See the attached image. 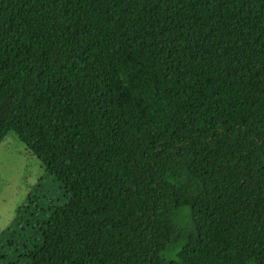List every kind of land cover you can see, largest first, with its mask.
<instances>
[{"label":"trees","instance_id":"trees-1","mask_svg":"<svg viewBox=\"0 0 264 264\" xmlns=\"http://www.w3.org/2000/svg\"><path fill=\"white\" fill-rule=\"evenodd\" d=\"M11 134L64 192L24 264H264V0H0Z\"/></svg>","mask_w":264,"mask_h":264},{"label":"rangeland","instance_id":"rangeland-1","mask_svg":"<svg viewBox=\"0 0 264 264\" xmlns=\"http://www.w3.org/2000/svg\"><path fill=\"white\" fill-rule=\"evenodd\" d=\"M63 200L62 188L39 160L15 135L6 137L0 143V254L8 264H24V247L35 237L41 212ZM167 257L172 260L174 254Z\"/></svg>","mask_w":264,"mask_h":264}]
</instances>
